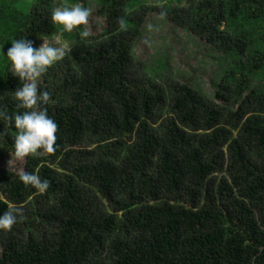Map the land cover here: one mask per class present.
Here are the masks:
<instances>
[{
  "label": "trees",
  "instance_id": "16d2710c",
  "mask_svg": "<svg viewBox=\"0 0 264 264\" xmlns=\"http://www.w3.org/2000/svg\"><path fill=\"white\" fill-rule=\"evenodd\" d=\"M98 1L106 30L81 39L74 27L76 44L38 87L49 93L56 151L31 154L24 171L49 187L38 194L0 167V215L9 204L32 209L13 225L22 233L10 230L0 264H264V0H175L185 2L187 31L223 54L220 103L177 84L159 130L151 121L169 96L155 79L130 78L129 67L147 3L170 0ZM58 5L0 0V112L26 111L8 48L26 38L36 49L54 35ZM16 133L0 119V154L15 151ZM227 143L232 183L217 184Z\"/></svg>",
  "mask_w": 264,
  "mask_h": 264
},
{
  "label": "rangeland",
  "instance_id": "374dc122",
  "mask_svg": "<svg viewBox=\"0 0 264 264\" xmlns=\"http://www.w3.org/2000/svg\"><path fill=\"white\" fill-rule=\"evenodd\" d=\"M58 3L60 6L58 5L56 8L62 9L65 6L71 7L74 4H80L83 7L91 9L88 24L86 26L80 25L83 29L87 27L91 33L90 36L101 35L106 30L108 19L106 15L100 13L101 5L98 0H82L74 4H69L66 0H58ZM143 18L142 33L136 40L131 56L129 77L139 83L150 82L155 79L157 84L163 87V92L169 96L166 99L169 107L165 109V115L157 110L154 119L157 122L154 123V120L151 121L152 125L159 130V126L165 122L166 118L172 115L174 101L170 97V94L176 88L177 84H188L197 90V93L204 96L211 105L214 103L219 104L220 102L216 100L215 94L216 84L221 80L219 61L223 54L210 46L203 38L187 31L189 23L186 17L185 2L180 3L175 0H170L160 5H155L154 1L149 2L147 3V11ZM149 24L153 26L151 30L148 28ZM59 26H61L60 29L54 35L39 39L36 49L39 48L43 41L49 46H59V43H67L69 49L63 57L65 58L70 54L73 49L72 47L76 44L72 36L78 31L74 28L70 33L64 32L63 26ZM42 77L43 74L38 78V87L40 86ZM233 134L234 136L239 135L238 131H234ZM228 147L229 143L222 148L224 160L223 171L215 173L210 178L216 181L217 184L223 180L228 185L232 183V178L226 171L230 164ZM11 154H14V152L0 154V167L9 169L8 162L11 161L10 170L16 172L24 171L25 164L31 154L22 160H14ZM93 190L96 192L94 188ZM44 192H39L38 194L43 195ZM181 194L185 193L182 192ZM0 197L5 199L1 186ZM96 199H100L99 196ZM182 202L183 205L191 207V201L186 195H183ZM247 202L251 204L250 201L247 200ZM30 205L33 204L28 203V206ZM22 210L28 213L27 211H31L32 209L23 208ZM254 213L258 218L259 213L257 211ZM11 230L15 233H22L18 227H12ZM9 235L10 230L5 231L0 229V255Z\"/></svg>",
  "mask_w": 264,
  "mask_h": 264
},
{
  "label": "clouds",
  "instance_id": "9594fccd",
  "mask_svg": "<svg viewBox=\"0 0 264 264\" xmlns=\"http://www.w3.org/2000/svg\"><path fill=\"white\" fill-rule=\"evenodd\" d=\"M91 9L80 4L71 7L65 6L62 9L56 8L51 13L52 22L62 25L64 32H72L74 27L87 25ZM120 27H125L123 19L119 21ZM149 24V30L152 29ZM91 35L85 27L80 30L81 39ZM33 42L26 38L12 41L8 48L6 57L11 61L10 71L14 76H19L22 85L14 91V96L19 101L18 107L26 109L23 113H14L12 116L0 112V119L14 124L17 133L15 135V151L11 154L14 160H22L29 154L53 153L56 151V133L58 126L47 114L43 105L49 101V93L41 91L38 94V78L47 71L55 62L61 60L67 53V43H59V46H49L43 43L38 49L33 48ZM11 161L8 162L10 170ZM25 186L31 185L39 192H44L49 187L47 179L41 180L34 173L19 171L16 173ZM25 216L19 207L8 205V209L0 215V229L8 231L13 225L23 221Z\"/></svg>",
  "mask_w": 264,
  "mask_h": 264
}]
</instances>
